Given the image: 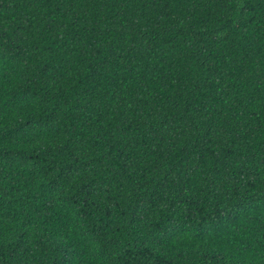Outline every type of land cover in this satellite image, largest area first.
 I'll list each match as a JSON object with an SVG mask.
<instances>
[{"label":"trees","instance_id":"16d2710c","mask_svg":"<svg viewBox=\"0 0 264 264\" xmlns=\"http://www.w3.org/2000/svg\"><path fill=\"white\" fill-rule=\"evenodd\" d=\"M0 264H264V0H0Z\"/></svg>","mask_w":264,"mask_h":264}]
</instances>
